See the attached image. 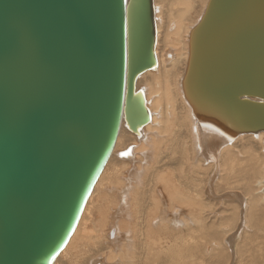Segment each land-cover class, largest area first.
Returning a JSON list of instances; mask_svg holds the SVG:
<instances>
[{"label":"water","instance_id":"obj_1","mask_svg":"<svg viewBox=\"0 0 264 264\" xmlns=\"http://www.w3.org/2000/svg\"><path fill=\"white\" fill-rule=\"evenodd\" d=\"M155 41L152 0H0V264H54L121 118H150ZM181 87L219 129L264 131V0H207Z\"/></svg>","mask_w":264,"mask_h":264},{"label":"bare ground","instance_id":"obj_2","mask_svg":"<svg viewBox=\"0 0 264 264\" xmlns=\"http://www.w3.org/2000/svg\"><path fill=\"white\" fill-rule=\"evenodd\" d=\"M152 2L157 63L135 82L150 118L137 134L121 118L112 151L54 264H205V230L221 226L222 238L221 231L229 234L245 220L246 230L264 231V131L219 129L195 115L182 92L188 34L207 0ZM218 191L233 203L218 199Z\"/></svg>","mask_w":264,"mask_h":264},{"label":"rangeland","instance_id":"obj_3","mask_svg":"<svg viewBox=\"0 0 264 264\" xmlns=\"http://www.w3.org/2000/svg\"><path fill=\"white\" fill-rule=\"evenodd\" d=\"M220 186H218V187L222 188V186L221 187ZM222 191H223V189H222ZM222 191H218V199L223 198L225 201L230 199L229 201H231L233 203V199H235V198L234 197H231V198L227 197L226 195H224L225 193ZM235 192H237L240 196L243 193L242 190H235ZM218 203H220V202H218ZM220 205L221 204H218V212L220 211V208H221ZM225 206L231 208L232 204H226ZM220 214H218V217L220 216ZM229 215L233 219L234 215H232V216H231V214H229ZM219 218H221V217H219ZM243 219H245L244 213H243L242 220ZM254 219H257V217ZM257 220H259V218ZM245 225H246V222H245V220H243L241 222V225L235 229L236 231L231 230V232H229V234H227L226 231H224V232L221 231L220 234H222V238H220L219 234H218V230H223L221 228V226H218V227H220V228H218V230H213V231L212 230H205V237H206L205 240H206V250H207V255H205L206 256L205 257V264H264V231H258V232L256 231L255 232V230H253L252 228H250L249 230H246ZM224 230H227V229H224ZM245 230L247 231V233H245ZM231 233H234V234H233L232 240L230 242V246H229V242L227 243L226 238ZM246 236L251 238L250 243H247V241H245L243 239ZM255 236L258 238H255ZM212 240L216 241L215 245H212V242H211ZM246 240H249V239H246ZM236 244H238L239 247H241L242 253H244V256H245L244 260H239V257L236 253V250H237ZM251 250H252V252H251ZM60 264H65V263L63 261H61Z\"/></svg>","mask_w":264,"mask_h":264}]
</instances>
